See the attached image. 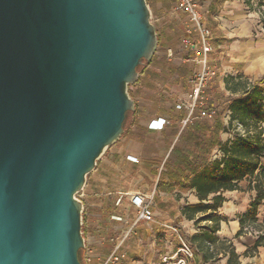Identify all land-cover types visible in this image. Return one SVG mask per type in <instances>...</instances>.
<instances>
[{
	"label": "water",
	"instance_id": "95a60500",
	"mask_svg": "<svg viewBox=\"0 0 264 264\" xmlns=\"http://www.w3.org/2000/svg\"><path fill=\"white\" fill-rule=\"evenodd\" d=\"M157 45L146 0H0V264H85L76 195Z\"/></svg>",
	"mask_w": 264,
	"mask_h": 264
},
{
	"label": "crops",
	"instance_id": "0c3cea01",
	"mask_svg": "<svg viewBox=\"0 0 264 264\" xmlns=\"http://www.w3.org/2000/svg\"><path fill=\"white\" fill-rule=\"evenodd\" d=\"M201 1L204 22L213 37L210 54L213 77L209 87L217 86L224 90L222 85L228 76H242L250 82L259 80L264 76V26L253 13L246 11L245 0ZM146 3L155 16L158 45L150 63L139 75L138 85L134 87L133 99L137 112L120 142L109 148L95 174L87 180L84 198L81 199L86 206L84 232L87 240L99 237L103 229L108 231L107 226L100 224L103 220L132 213L130 208H134L129 203L131 195L139 193L153 200L151 208L155 220L138 225L133 223L137 228L134 234L139 236L138 241L135 240L132 246L128 245V257L123 259L122 264H160L162 261L159 258L172 260L175 254L182 255L178 250L184 241H178L180 235H174L169 230L172 228L170 217L176 224L174 228L184 237L197 232L193 220L183 216V207H176L177 199L188 200L186 206L198 203L195 191L186 188L185 180L176 177L173 172H165L158 183L159 173L163 170V167L159 169L162 163H157L159 152H167L165 159L176 140L180 119L186 114L184 109L176 108L181 98L176 99L169 94V90L177 86L185 92L182 98L187 97L189 80L196 69L194 63L184 58L186 52L180 48L185 15L174 11V0H146ZM165 19L169 21H161ZM168 51L173 53L170 59L167 57ZM159 118L165 120L164 128L149 129L150 122ZM205 120L210 127L204 132L206 137L218 135L222 142L229 139L222 130L228 124L227 113ZM210 157L211 160L220 157L219 146L211 149ZM125 200L128 207L120 205ZM126 208H129L127 212L124 211ZM158 215H166L167 219L160 220ZM102 247L104 254L99 256L94 253L97 252L94 245L86 246L88 264H99L106 257L110 252L107 239H104ZM188 264H202L200 255L193 253Z\"/></svg>",
	"mask_w": 264,
	"mask_h": 264
},
{
	"label": "trees",
	"instance_id": "16d2710c",
	"mask_svg": "<svg viewBox=\"0 0 264 264\" xmlns=\"http://www.w3.org/2000/svg\"><path fill=\"white\" fill-rule=\"evenodd\" d=\"M183 56L190 59L192 54L187 51ZM150 61H144L137 69L139 75ZM138 83L139 77L134 84L128 86V93L132 99L134 87ZM224 84V90H220L217 86L208 87L206 110L213 112L212 117L222 116L228 112V124L223 126L222 130L228 133L230 129H234L233 137L224 142L219 140L218 135L206 137L204 132L210 129L206 118L197 119L195 114V119L176 132V140L163 160V170L159 173L158 183L165 172H173L176 177L185 180L186 188L195 191L198 203L187 205L182 211L183 216L193 220L195 225L205 218L196 219L194 217L196 214L200 213L203 216L208 212L212 215L216 214V210L225 201L223 194L239 190L240 183L244 180L248 182L247 190L255 192V197L250 203L249 213L252 216L264 200V134L262 127L259 126L263 115L259 107L257 108V105L264 101V89L261 87L264 84V76L254 82L242 76H228L224 78ZM136 112L135 104L134 111L126 118L123 135ZM234 123L235 126L240 124L245 129L244 133L233 128ZM252 126L256 131L255 134L249 130ZM214 146H219L220 157L211 160V149ZM84 220L83 216L82 233L85 238ZM219 230L218 223L212 226H200L196 233L187 237L190 248L194 254L200 255L202 264H206L211 259L212 247L219 242L215 235ZM263 242L264 234L261 232L253 248L264 247ZM227 251L221 257L228 255V264H231V260L239 264V256L231 242H228Z\"/></svg>",
	"mask_w": 264,
	"mask_h": 264
},
{
	"label": "rangeland",
	"instance_id": "374dc122",
	"mask_svg": "<svg viewBox=\"0 0 264 264\" xmlns=\"http://www.w3.org/2000/svg\"><path fill=\"white\" fill-rule=\"evenodd\" d=\"M201 0H200V6H201V11H202V4H201ZM245 7L247 8L246 11L251 12L254 14V16L258 19V21L264 26V0H245ZM150 11V10H149ZM203 14V13H202ZM150 21L153 25H155V16L151 14L150 11ZM162 22L164 21V23H166L167 19L165 20H161ZM156 30V29H155ZM157 50V48H156ZM176 63H179L178 61H176ZM211 82V80H210ZM209 82V84H210ZM209 87V86H208ZM222 87H225V84L222 85ZM264 87V86H263ZM264 89V88H263ZM169 94H172L176 97V99L179 97L181 98V100L179 101V103L184 102L185 100H187V97L183 95L185 94L184 91H182L179 87L174 86L171 87L169 90ZM259 107V110L261 111V115H263L262 119L259 122V126L262 127V133L264 134V101L261 102L260 104L257 105V108ZM255 108V109H257ZM228 115V112H225ZM263 113V114H262ZM248 123H252V122H248ZM236 124H233V128L235 127L239 132L244 133L245 129L238 124L237 126H235ZM249 130L252 134H255V129L254 127H249ZM233 132L234 129H230L228 133H226V137L227 138H232L233 137ZM264 136V135H263ZM122 138V137H121ZM120 138V139H121ZM264 138V137H263ZM120 139L117 140L115 143H113L111 146L115 145L116 143L120 142ZM109 146L104 153L101 155V157L97 160L96 162V166L94 168V170L87 175L86 177V182L87 180L93 176L95 174V170L98 168V165L103 161L105 155L107 154V152L109 151V148L111 147ZM166 151H162L159 152V157H158V164H160V162H163V159L166 155ZM159 169H162V166H159ZM247 180H244L240 183V189L239 190H235V191H230V192H225L223 194L224 197V202L222 203V205L216 210V214L212 215L209 214L210 212H208L207 214H205V216H203V214H196L194 217L197 219L199 217H205L202 218L204 220L199 221L197 223V225H195L194 221V226L196 227V230H199L200 226H212L214 225V223H218L220 230L215 234L217 235V239H218V243L215 244L212 247L213 250V255H211V259L206 263V264H228L227 260H228V255H223L221 257L222 254H224L225 251H227V247H228V242H231L232 245L235 248V251L237 253V255L239 256L238 261L239 264H264V247H258L257 249L253 248V245L256 241L257 236L263 232L264 234V200L263 202L257 207V211L255 213L254 216H252L249 211H250V203L251 201L254 199L255 197V192L251 191V190H247ZM86 185V183H85ZM83 190L85 191V186L83 187ZM83 190L80 191L76 197L81 200L83 199ZM125 203H120V205L123 206H127L128 201L125 200ZM148 202L150 204V206H153V200L151 199V197H148ZM91 203V201H90ZM186 203H189L188 200L186 199H177L176 202V207H178L180 209V207H185ZM83 213H82V217L84 216L85 212V204H83ZM126 208L124 211L127 212ZM130 211H132V213H128L123 215H116L117 219L114 218H108L106 220H103L102 223H100L102 225V227H108V231H106V229L102 230V233L99 234L98 236H95L94 238H91L89 240L85 239V248L86 246H92L94 245L97 249V252H94L95 254L101 256L104 254L103 252V241L104 239H107L109 241L110 247H113V245L115 244H121V249L124 251L126 257H128V245H133L135 240L138 241V237L137 235L134 234V232H136L137 228H135L133 226V223L135 221V210L130 208ZM183 211V209L181 210V212ZM208 216V217H207ZM207 217V219H206ZM158 218L167 219L166 215H158ZM171 221H170V225L172 228L176 227V224L174 222L173 217H170ZM102 219V218H100ZM155 220V218H154ZM141 223V222H140ZM139 223H137L136 225H138ZM164 228V227H163ZM172 228H170L169 230L174 233V235H180L182 241H184L185 244H187V246L190 248V245L187 241V237H184L182 234H180V232L178 231V234H176ZM167 229V228H164ZM177 237V236H176ZM175 237V238H176ZM178 238V237H177ZM178 241L179 238H178ZM181 242V241H180ZM264 244V242H263ZM191 249V248H190ZM225 250V251H224ZM192 253H194V251L191 249ZM224 251V252H223ZM228 252V251H227ZM227 254V253H226ZM84 258H85V249H84ZM124 258V259H125ZM180 258L184 257L182 255H177L175 254L173 256V259L169 261L168 264H182L179 263L178 260ZM104 259V258H103ZM138 258H136L135 260H137ZM160 261H163V259L159 258ZM123 261L122 260L119 264H122ZM191 261V258L189 259H185V264H188V262ZM103 260L101 259L99 264H102ZM85 264H88V262H85ZM160 264H163V262H161ZM231 264H237V262H235V260H231Z\"/></svg>",
	"mask_w": 264,
	"mask_h": 264
},
{
	"label": "built area",
	"instance_id": "2783aa9c",
	"mask_svg": "<svg viewBox=\"0 0 264 264\" xmlns=\"http://www.w3.org/2000/svg\"><path fill=\"white\" fill-rule=\"evenodd\" d=\"M174 11L177 13H183L185 15V29L184 36L181 40L182 52H190L192 57L187 61H191L196 66V69L192 72L189 80L190 89L187 94V100L177 104V109H184L185 117L180 120V129L182 130L185 125L197 118H210L213 112L206 110L207 90L209 82L213 77V71L210 66V54L212 53V33L206 26L201 11L200 0H174ZM167 57L170 59L173 57L172 51H168ZM165 125L164 119L152 120L149 124V129L162 130ZM131 161L137 162L136 159ZM130 205L135 210V221L137 223H152L154 221V214L152 208L148 202V197L142 194H133L129 198ZM117 219L116 216L112 217ZM133 225V226H134ZM172 230L178 234L176 228ZM182 242L181 237L179 236ZM182 254L183 258L178 260L179 263L185 264V259L192 257L193 253L191 249L182 242V246L178 250ZM126 257L124 251L121 249V244H115L111 248L110 252L103 259L102 264H119ZM170 258H163V264H168ZM85 262H89L87 258H84Z\"/></svg>",
	"mask_w": 264,
	"mask_h": 264
}]
</instances>
